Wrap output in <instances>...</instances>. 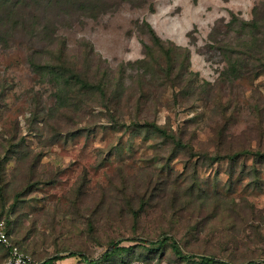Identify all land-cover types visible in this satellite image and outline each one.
I'll list each match as a JSON object with an SVG mask.
<instances>
[{"label":"rangeland","instance_id":"obj_1","mask_svg":"<svg viewBox=\"0 0 264 264\" xmlns=\"http://www.w3.org/2000/svg\"><path fill=\"white\" fill-rule=\"evenodd\" d=\"M262 1L24 0L15 7L13 23L0 9V155H9L0 183L8 213L0 218L8 214L9 235L22 251L38 259L62 255L61 264H84L70 252L98 258L111 240H120V245H135L122 254L128 264H155L154 254L144 262L148 250L142 247L148 246L140 238L159 240L166 232L195 264L203 255L228 264L264 260V157L256 163L252 154L234 162L206 158L242 147L264 151V73L251 72L223 89L231 121L217 146L211 128L221 117L214 112L217 98L176 99V89L161 85L139 97V111L134 104L116 111L88 99L47 123L57 82L31 65L62 49L79 68L89 66L95 78L97 69L108 68L111 77L123 64L125 84H135L142 70L135 61L152 43L148 23L160 38L189 49L196 84L215 83L226 67L222 46L238 39L232 16L249 20ZM135 95H140L137 89ZM144 119L180 132L194 154L173 151L170 142L138 128L134 121ZM20 138L31 149L25 159L16 149ZM11 145L16 152L8 154ZM121 174L129 187L165 188L168 199L147 205L134 222L116 195ZM80 189L84 196L74 206L72 194ZM170 199L174 208L167 204ZM4 259L0 250V264ZM159 262L191 261L176 257L167 245Z\"/></svg>","mask_w":264,"mask_h":264},{"label":"trees","instance_id":"obj_2","mask_svg":"<svg viewBox=\"0 0 264 264\" xmlns=\"http://www.w3.org/2000/svg\"><path fill=\"white\" fill-rule=\"evenodd\" d=\"M13 1V2H12ZM0 0V9H3L5 20L11 22L12 14L15 11L16 5L22 4L24 0ZM254 16L249 19H240L233 15L231 23L238 25V39L235 42L226 41L222 46V54L226 60V67L223 68L215 83H210L207 80H203L202 83L196 84L197 73L189 69L190 65V52L186 47H181L174 44L172 41H167L160 38L154 29L147 23L148 32L152 39L151 44L144 45V55L142 58L137 59L135 62L138 67L142 68L140 78L135 84H125V66L121 64L118 71L109 77L108 68H105L102 72L100 70L95 71V75L88 71L89 66L83 65L80 68L74 63V61L63 53V50H52V54L43 62H36L31 60L32 67L40 74L50 75L51 79L57 82L56 89V102L50 110V121L55 122L56 118H60L65 115L71 107L76 105L87 103L88 99H95L94 101H100L103 107L112 109L115 108L118 111L122 106L127 104H134L136 111H139L140 99L139 97L147 96L149 89L154 85L165 86L166 88L172 87L176 89L174 97L181 99H188L190 96L196 98L209 99L210 97L217 98L218 102L214 107V112L221 113L219 120H213L214 124L211 125L213 134L217 139V146H219L226 137V129L231 121V115L226 112L228 107V101L221 100L223 95V89L232 88L233 83L236 80L242 79L245 75L254 72L255 76L264 73V0L260 6H255ZM13 23V22H11ZM0 38L2 36L0 35ZM6 39H4L5 41ZM90 74V75H89ZM139 91L140 95L136 97L135 91ZM147 92V93H146ZM205 94V95H204ZM3 96V87L0 86V97ZM231 98V96H230ZM116 113V112H115ZM55 114V120L52 116ZM111 119H116V115L110 114ZM138 128H143L147 134L153 135L159 138L161 141L171 143L176 149H187L194 151L192 145L183 140L180 132L169 129L166 123H157L154 120L144 119L142 123L140 121H134ZM180 133V134H179ZM26 148L27 150H21ZM13 146H8L6 151L8 154L12 151ZM20 159H25L28 151L31 149L24 142L23 138H20V143L16 146ZM228 150V149H227ZM231 151H225L220 153L214 152L212 155H207L206 158L211 162L222 158H228L234 162L243 154H252L254 162L259 158L264 157V151L259 149H251L248 147H242L239 149H229ZM194 154V153H193ZM259 157V158H258ZM9 158V155L1 157L0 155V183L3 181L4 163ZM27 158V157H26ZM37 159H32V164L29 168H34ZM256 163V162H255ZM196 167V164H193ZM186 166V164H185ZM255 169V168H254ZM119 186H116L117 196L122 203V211L128 213L133 218L134 222H137L147 205L165 203L168 199V195L165 192V188L159 187L153 190H142V188L129 187L126 176L120 175ZM26 184L32 185L30 181H26ZM4 188L0 186V195L3 196L1 200L0 217L8 213L5 209L6 197L2 194ZM20 192H24L23 190ZM82 189L75 191L72 194V202L75 205L80 200ZM17 195V193L15 194ZM114 195V194H113ZM175 199V197L173 196ZM167 203V202H166ZM171 208H174V200L170 203ZM170 208V209H171ZM6 229L10 234L11 221L8 218L4 219ZM93 228L91 224L88 225ZM13 240V239H11ZM120 240H111L106 247L105 251L98 258H91L82 252L71 251L70 255L78 254L83 257L84 264H128L127 260L122 256L123 252L129 251L135 248V245L123 246L120 245ZM140 241L148 247H142L148 250L147 257L144 258V262H149L150 254L156 256L157 261L155 264H159L164 250L168 245L173 251L176 257L187 259L188 264H195L196 260L191 258L182 252L180 244L171 235L163 232L162 239L153 240L147 238H140ZM16 244L17 241H14ZM0 250L4 251V257H7V249L0 244ZM62 255H54L46 258V261H53L62 258ZM195 260V261H194ZM199 264H228L227 261L218 259L215 256H201ZM232 264V263H230ZM242 264H264V260L247 259Z\"/></svg>","mask_w":264,"mask_h":264},{"label":"built area","instance_id":"obj_3","mask_svg":"<svg viewBox=\"0 0 264 264\" xmlns=\"http://www.w3.org/2000/svg\"><path fill=\"white\" fill-rule=\"evenodd\" d=\"M0 244L7 249V257L2 264H61L59 259L46 261L38 259L31 254L22 251L21 248L11 240V237L6 229L4 219L0 218Z\"/></svg>","mask_w":264,"mask_h":264}]
</instances>
